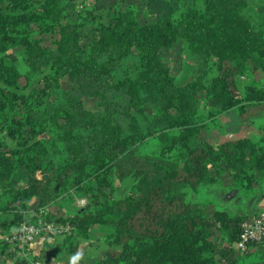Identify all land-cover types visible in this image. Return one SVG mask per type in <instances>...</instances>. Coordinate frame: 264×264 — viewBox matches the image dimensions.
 Here are the masks:
<instances>
[{"label":"trees","instance_id":"1","mask_svg":"<svg viewBox=\"0 0 264 264\" xmlns=\"http://www.w3.org/2000/svg\"><path fill=\"white\" fill-rule=\"evenodd\" d=\"M250 7L182 0L157 16L137 0H0V264L29 213L76 200L45 217L67 226V254L97 227L119 248L87 264H264V240L233 246L247 215L190 199L264 180V121H251L256 141L201 135L232 110L226 134L252 109L264 119V16ZM177 42L192 65L183 85L162 55ZM116 180L130 183L122 198Z\"/></svg>","mask_w":264,"mask_h":264},{"label":"rangeland","instance_id":"2","mask_svg":"<svg viewBox=\"0 0 264 264\" xmlns=\"http://www.w3.org/2000/svg\"><path fill=\"white\" fill-rule=\"evenodd\" d=\"M137 2L138 5L141 4L143 8H149L157 16H163L175 13L181 6L182 0H137ZM250 4L251 7L248 12L253 16V19L254 17L257 18L259 16H264V0H250ZM162 55L170 62V64H172L173 74L179 85H183L191 79L192 65L188 60V55L182 42L174 44L171 50L163 51ZM243 80H245V78H243ZM235 95L237 98L239 97V93L236 92ZM201 104L204 105V103ZM233 120L234 110L219 116L216 119L217 125L208 122V128L201 133L202 137L207 139L210 143H221L225 140L235 139L236 136H231L232 133L226 134L225 131ZM224 131L225 134H221ZM253 139L256 138L253 137ZM7 146H12L11 142L7 141ZM223 180H226V178L223 177ZM129 186L130 183L127 181L118 182L116 180L115 197H124ZM263 188L264 180L258 185L256 191L250 194H246L241 190H231L222 184L203 188L197 195H190V199L192 201L211 200L218 209L225 210L229 215H247V218L249 219L253 214L258 213L263 206V204L260 205L258 201L259 193ZM230 194H234L235 196ZM70 206L72 208L81 207V204L76 200L74 204L68 205L67 207L63 204L60 208L51 206L48 208V212L49 214L57 215H59L58 213L67 212L68 209L69 212H72ZM31 214L33 213H29V217ZM104 236V229L99 227L93 228L90 233V238L87 241L77 240L75 243L74 254L69 255L65 249L63 237L49 238L44 236V234H41L35 239L32 251L26 257L27 264H31L35 261L43 251H47V254L39 259L41 264H87L94 262L95 260L116 255L119 252V248L107 246L104 242ZM7 239L8 238L5 240ZM45 246L48 247L46 250ZM218 248L221 249L220 247ZM228 248L230 247L228 246ZM253 251H257V249ZM237 253L236 255H238ZM262 253H264V249L261 250V254ZM16 256V252H10V256L7 257L5 264H14L15 260L19 259ZM216 257V259H218L219 256L217 255ZM217 264H221V262L219 261Z\"/></svg>","mask_w":264,"mask_h":264},{"label":"built area","instance_id":"3","mask_svg":"<svg viewBox=\"0 0 264 264\" xmlns=\"http://www.w3.org/2000/svg\"><path fill=\"white\" fill-rule=\"evenodd\" d=\"M243 79V78H242ZM81 206L86 203L85 200H80ZM49 214L48 208L41 209L36 213L31 214V218H35V222L23 224L17 227L10 237L6 240L9 246V252H16L19 260L26 259L32 251V246L35 239L44 234L49 238L60 237L68 232L67 226L57 224L52 221L45 220ZM264 240V206L260 208L256 216L241 224L240 233L234 243L236 251L242 253L249 245L258 244ZM31 264H41L35 260Z\"/></svg>","mask_w":264,"mask_h":264},{"label":"crops","instance_id":"4","mask_svg":"<svg viewBox=\"0 0 264 264\" xmlns=\"http://www.w3.org/2000/svg\"><path fill=\"white\" fill-rule=\"evenodd\" d=\"M234 118H235V115H234ZM251 121H254L257 124V123H259L261 121H264V119L262 117H259V118L256 117L255 118L254 117V109L250 110L249 117L247 118L245 116V120L235 127V129L232 132L231 136H236L235 139H237V138H250L253 141H256L260 137V131H259V129L254 127V124L251 123ZM253 137L256 138V139H253ZM263 192H264V188L259 193L258 201H259L260 205L263 204V206H264V193ZM230 195H234V194H230ZM256 214L257 213L253 214L250 217V219H252L254 216H256Z\"/></svg>","mask_w":264,"mask_h":264},{"label":"bare ground","instance_id":"5","mask_svg":"<svg viewBox=\"0 0 264 264\" xmlns=\"http://www.w3.org/2000/svg\"><path fill=\"white\" fill-rule=\"evenodd\" d=\"M78 201H80V200H78Z\"/></svg>","mask_w":264,"mask_h":264}]
</instances>
